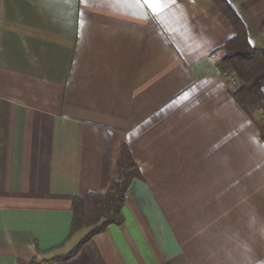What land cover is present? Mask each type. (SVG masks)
<instances>
[{
	"label": "crops",
	"instance_id": "0c3cea01",
	"mask_svg": "<svg viewBox=\"0 0 264 264\" xmlns=\"http://www.w3.org/2000/svg\"><path fill=\"white\" fill-rule=\"evenodd\" d=\"M226 1L264 51V0ZM234 35L212 0H0V264H264V110L218 68ZM123 145L122 224L58 260Z\"/></svg>",
	"mask_w": 264,
	"mask_h": 264
},
{
	"label": "trees",
	"instance_id": "16d2710c",
	"mask_svg": "<svg viewBox=\"0 0 264 264\" xmlns=\"http://www.w3.org/2000/svg\"><path fill=\"white\" fill-rule=\"evenodd\" d=\"M212 2L235 31V35L222 48L225 54L219 62V71L229 81L232 79L234 86L230 95L254 120L253 112L264 110V51L249 45L244 26L226 0ZM254 122L259 129L260 138L264 141V120L262 123ZM139 178L138 167L123 145L117 174L108 190L104 194L88 193L84 197L72 198L71 234L89 230L70 253L58 260L72 257L92 236L104 232L108 226L122 224V208L126 201L127 189L134 179Z\"/></svg>",
	"mask_w": 264,
	"mask_h": 264
},
{
	"label": "snow or ice",
	"instance_id": "6c2138e0",
	"mask_svg": "<svg viewBox=\"0 0 264 264\" xmlns=\"http://www.w3.org/2000/svg\"><path fill=\"white\" fill-rule=\"evenodd\" d=\"M145 4L153 3V2H158V0H143Z\"/></svg>",
	"mask_w": 264,
	"mask_h": 264
},
{
	"label": "rangeland",
	"instance_id": "374dc122",
	"mask_svg": "<svg viewBox=\"0 0 264 264\" xmlns=\"http://www.w3.org/2000/svg\"><path fill=\"white\" fill-rule=\"evenodd\" d=\"M230 83H232L231 81H230ZM255 114V113H254ZM263 120H264V118H260V120H258L259 122H263ZM89 230V229H88Z\"/></svg>",
	"mask_w": 264,
	"mask_h": 264
},
{
	"label": "built area",
	"instance_id": "2783aa9c",
	"mask_svg": "<svg viewBox=\"0 0 264 264\" xmlns=\"http://www.w3.org/2000/svg\"><path fill=\"white\" fill-rule=\"evenodd\" d=\"M230 81L233 83L232 79Z\"/></svg>",
	"mask_w": 264,
	"mask_h": 264
}]
</instances>
